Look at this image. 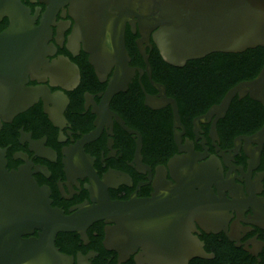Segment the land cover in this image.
Instances as JSON below:
<instances>
[{"label": "flooded vegetation", "instance_id": "1", "mask_svg": "<svg viewBox=\"0 0 264 264\" xmlns=\"http://www.w3.org/2000/svg\"><path fill=\"white\" fill-rule=\"evenodd\" d=\"M115 5L0 0V34L29 29L9 38L18 65L10 80L31 103L0 112L5 169L28 178L70 222L54 237L69 264H178L188 245L204 257L186 264H264V138L256 136L264 105L246 91L208 115L231 87L257 76L264 58L247 49L173 66L154 42L152 14L137 2ZM117 24L127 78L116 77L115 66L98 75L90 62L97 43L110 48ZM254 94L264 95V85ZM145 200L155 210L129 225L107 211L111 202ZM93 207L107 212L89 220Z\"/></svg>", "mask_w": 264, "mask_h": 264}, {"label": "water", "instance_id": "2", "mask_svg": "<svg viewBox=\"0 0 264 264\" xmlns=\"http://www.w3.org/2000/svg\"><path fill=\"white\" fill-rule=\"evenodd\" d=\"M126 2H137L142 13L152 14L147 24L155 29L154 42L164 61L173 66L181 67L188 60L213 52L240 53L258 46L264 48V0H116L115 6H126ZM22 28L12 26L0 34V112L24 109L31 103L29 91L24 90L21 83L10 80L18 65L8 56L12 47L9 38L18 33L28 37V27ZM101 33L97 36H102ZM109 45L110 48L105 50L97 43L91 64L98 75L102 69L115 66V76L127 78L132 70L127 64L123 27L118 24L111 29ZM32 61L26 54V72L31 71ZM263 85L264 66L254 79L231 87L208 115L224 111L237 93L242 96L246 91L264 105V95L254 94ZM13 98L16 103L11 100ZM256 136L264 138V125ZM20 178L5 169L0 156V264H69L65 255L54 246V237L58 231L69 229L70 222L60 211L50 207L41 189L35 188L28 178L23 181ZM190 196L188 185L186 210L190 206ZM155 204L151 200L111 202L107 211L124 226L134 219H148ZM86 210L89 220L99 219L107 212L102 207ZM34 228L40 230L38 238L22 237L32 233ZM193 254L204 257L203 251H195L188 245L178 264H186Z\"/></svg>", "mask_w": 264, "mask_h": 264}, {"label": "trees", "instance_id": "3", "mask_svg": "<svg viewBox=\"0 0 264 264\" xmlns=\"http://www.w3.org/2000/svg\"><path fill=\"white\" fill-rule=\"evenodd\" d=\"M247 51H255L257 52L258 56H260L261 58H264V49L263 48H257V49H248Z\"/></svg>", "mask_w": 264, "mask_h": 264}]
</instances>
